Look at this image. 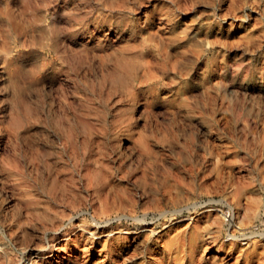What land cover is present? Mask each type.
I'll return each instance as SVG.
<instances>
[{
    "label": "rangeland",
    "instance_id": "rangeland-1",
    "mask_svg": "<svg viewBox=\"0 0 264 264\" xmlns=\"http://www.w3.org/2000/svg\"><path fill=\"white\" fill-rule=\"evenodd\" d=\"M0 264H264V0H0Z\"/></svg>",
    "mask_w": 264,
    "mask_h": 264
}]
</instances>
